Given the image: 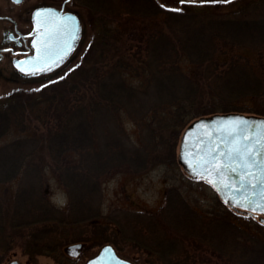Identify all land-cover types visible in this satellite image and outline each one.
Wrapping results in <instances>:
<instances>
[{
  "label": "trees",
  "instance_id": "1",
  "mask_svg": "<svg viewBox=\"0 0 264 264\" xmlns=\"http://www.w3.org/2000/svg\"><path fill=\"white\" fill-rule=\"evenodd\" d=\"M74 1L100 29L96 42L40 78L38 90L0 97V186L17 184L8 207L0 198V264L14 249L28 260L81 264L57 253L71 243L110 245L134 264H211V255L244 264L254 248L264 261V239L219 198L226 207L206 216L168 188L161 211L126 222L131 234L118 222L108 230L95 204L105 174L175 163L181 132L193 121L264 117V0H230L231 10L220 9L221 0L186 3L180 12L157 0ZM124 115L136 122L139 145L124 144L120 122L115 128ZM43 168L65 186L67 210L45 205Z\"/></svg>",
  "mask_w": 264,
  "mask_h": 264
},
{
  "label": "rangeland",
  "instance_id": "2",
  "mask_svg": "<svg viewBox=\"0 0 264 264\" xmlns=\"http://www.w3.org/2000/svg\"><path fill=\"white\" fill-rule=\"evenodd\" d=\"M58 1L60 0H23L20 4H14L10 0H0V41L2 30L5 28H10L11 26L15 28L16 23L13 19H17V17L22 14L25 15V12L28 8L31 10L32 7L36 4H52V2ZM157 1L162 5L167 3L179 8H182L184 6V4H179L178 0ZM221 2L223 3L219 5L220 9L231 10L233 7H235L231 5L233 2H231L230 0H228L227 3H225L224 0H221ZM113 3L116 4V1H113ZM72 6L73 10L80 13L82 17V28L84 29L86 34L82 39V45L80 47L77 46L73 53L76 59H80L84 54L85 48L89 46L91 42H96V38L100 33V29L95 25L94 21L91 20L92 17L87 12L85 7L74 0L72 1ZM3 17L6 19H3ZM110 27L112 29L119 28L116 23L110 24ZM75 51L77 53H75ZM46 76L47 75H43L40 77L22 80L15 76L7 77L4 73L0 74V97L5 98L10 94L14 95L15 93H17L13 92L15 90H19L21 91V93H25L31 90L36 91L38 90L37 86L40 84V82H42L40 78ZM119 122L122 130L124 131L125 139H122L124 141V144L128 146H132V144L139 145L140 140L138 136L140 131L137 124H135L136 122L130 119L128 115H124L119 118V121L115 120L114 125H116V129L117 125H119ZM114 125L113 127H111V129L114 128ZM117 133L119 134V131H117ZM178 152L179 143L176 146L175 163L168 162L166 164H157L148 171L140 174L124 172L123 168L125 167H123L120 168L122 169V171H111L109 174H105L101 178V181L98 185L99 193L97 195L95 204L97 205V208L100 209V213L102 214V216L105 217V219L101 220V223L107 225L108 230L109 228L117 230L119 223L120 227L122 225L126 230H128L127 234H131L134 229H131L132 226L131 228L127 226L126 222L129 219L133 218L134 215H138V218L142 219L145 218V215L148 213L154 214L161 211V209H163L166 204L165 196L168 188H176L185 197L187 202L194 209H196L198 213L206 216L211 215L212 212L219 211V208L224 209L226 207L223 203L220 202V204L217 201L218 195L210 184H208L204 180H194L189 178V176L186 174V172L178 162ZM41 172L43 174L42 186L45 192V196L43 197L45 205L51 208L58 209L59 212L61 210H67L68 194L65 186H63L58 180V175H50V170L48 168H43V170L41 169ZM36 190L37 187L35 188V190L34 187L29 188L27 190L29 194L27 195L34 196L36 194ZM16 192V182L6 186H0V198L2 199L4 204H6V206L8 203L12 202ZM237 213L243 214L238 216L239 221L241 223L243 222V224L247 226L248 233L257 236L258 239H264V225L261 227L258 225V223H260V219H264V216L258 214L249 215L251 218L247 219L244 216L246 215L244 212L239 211ZM84 228L83 230L85 231ZM86 232L90 235L93 233L91 230V226H87ZM67 246L68 245L61 246L57 250L58 255L69 257L65 253V248ZM183 247L188 252H194V244L192 242H186ZM99 249V247H91L90 244H86L85 246H83L79 255L74 259L80 260L81 264H84L89 259L93 258L98 253ZM256 249L257 248H254V252L256 251ZM254 252L249 250V254L247 256L248 258L244 261V264H264V261L261 260L262 258L256 259L253 256V254H255ZM27 255L29 254H22L18 249H14L9 253V258L6 261V264H9L11 261H17L19 264H57L54 258L48 255H34L32 256L31 260H28ZM136 255H133L130 259L136 258ZM210 259L211 264H228L219 261L215 256L213 257L212 255Z\"/></svg>",
  "mask_w": 264,
  "mask_h": 264
},
{
  "label": "snow or ice",
  "instance_id": "3",
  "mask_svg": "<svg viewBox=\"0 0 264 264\" xmlns=\"http://www.w3.org/2000/svg\"><path fill=\"white\" fill-rule=\"evenodd\" d=\"M16 2L19 3L21 0ZM178 2L203 4L215 3L216 0ZM224 2L227 3L228 0ZM162 7L171 11H182L181 8L167 3ZM31 18L34 27L27 35L36 37L31 41L35 55L14 61L17 68L29 75L37 71H47L49 66L55 67L57 61H62L72 50L80 31V22L76 15L55 7H35ZM198 126L202 129L206 127L204 121H199ZM191 132L192 130H189L185 136L186 160L187 141ZM193 144L196 148V158L194 162L189 160V167L196 173L197 178L206 179L218 190L238 189L239 195H230L233 204L247 208L250 206V198H255L258 203L253 205V210L259 208L264 211V120L250 122L240 116L229 117L222 120L212 132L195 138ZM229 173H238V183L231 178L225 180ZM253 186L260 188L259 193ZM108 251L110 248L105 249V252Z\"/></svg>",
  "mask_w": 264,
  "mask_h": 264
},
{
  "label": "water",
  "instance_id": "4",
  "mask_svg": "<svg viewBox=\"0 0 264 264\" xmlns=\"http://www.w3.org/2000/svg\"><path fill=\"white\" fill-rule=\"evenodd\" d=\"M10 1L13 2L14 4H19L22 2V0L19 3H17L16 0H10ZM67 2H69V0H67ZM38 6H46V7L51 6L52 7V5L48 4V3H43V4L39 3V4L34 5L30 11V21L31 22H32V18H31L32 12L35 9V7H38ZM66 12H72L74 15H76L78 17L79 22H80V31L78 34V38L74 42V44L72 46V50L69 52V54L62 61H57V64L55 67L49 66V70H47V71H37L35 74H32V75L28 74V75H24V76H15V77H18L22 80H26V79H30V78H35V77L47 75V74L55 71L56 69H58L60 66H62L68 60H70L71 57L73 56V53H74V50L76 49V47L77 46L80 47L82 45V42H83L82 39H83L84 35H86L84 29L82 28V17H81L79 12H77L73 9H69ZM3 19H6V18L3 17ZM32 24H33V22H32ZM33 27H34V25H33ZM3 30H2V34H1V41L6 40V33H5L6 30H4V31ZM75 53H77V52L75 51ZM33 55H35V49H34ZM36 80H37V78H36ZM234 116L244 117V118L248 119L250 122L251 121L264 120V117L248 116V115H243V114L230 113V114H221V115H213V116H209V117H202L200 119L193 121L191 124H189L185 128V130L183 131V133L180 137L178 162L182 166L183 170L187 173L188 176H190L193 179H203V178H197L196 173H194L193 170L189 167V160H192L194 162L195 158H196V148L194 147V144H193L194 139L199 137L202 134L207 135L208 133L212 132V130L216 126H218L222 120H226L227 118L234 117ZM199 121H204L206 127L203 129L201 127H199L198 126ZM189 130H192V132H191V135L188 136V141H187V144H188V147H187L188 160H186L184 158V152L186 150L185 149V136H186V134L189 133ZM229 178H231L232 180H237V183H238V173H229L227 176H225V180H227ZM203 180L212 186V188L216 191L220 200L223 201L227 206H229L233 209H241V210H244L247 212L264 214V211L259 210V208H256V210H253V205L258 203L257 199L250 198V200H249L250 206L247 208L241 207L239 205H235L231 202L230 195L231 194L239 195L240 193H239L238 189H236V190H218L217 187L213 186V184L209 183L206 179H203ZM253 187H254V190L257 193H259L260 188L255 187V186H253ZM226 201H228V202H226ZM260 221L262 222V221H264V219L261 218ZM82 248H83L82 243L71 244L65 248V253H66V255L74 258V257H77L79 255ZM106 248H110V251L105 252ZM90 262H92V264H122V262H127V264H133L130 261H127L125 259L120 258L116 254L113 247L110 245H106V246H103L102 248H100L98 253L93 258H91L87 262H85L84 264H90ZM9 264H19V263L17 261H11Z\"/></svg>",
  "mask_w": 264,
  "mask_h": 264
},
{
  "label": "flooded vegetation",
  "instance_id": "5",
  "mask_svg": "<svg viewBox=\"0 0 264 264\" xmlns=\"http://www.w3.org/2000/svg\"><path fill=\"white\" fill-rule=\"evenodd\" d=\"M72 1L60 0L58 2H52V7L57 9H62L66 12L69 9H73ZM30 9L28 8L25 12L15 21L16 27L11 26L10 28H5L6 40L0 41V74H5V76H24L28 75L18 69L14 63L15 60L23 59L27 56H32L34 53V48L32 47L31 41L35 39V35L29 36L27 33L33 30V24L30 21ZM3 30V31H4ZM4 33V32H3ZM257 215V214H255ZM264 216V214H260Z\"/></svg>",
  "mask_w": 264,
  "mask_h": 264
}]
</instances>
